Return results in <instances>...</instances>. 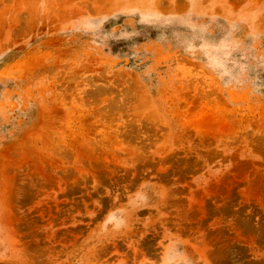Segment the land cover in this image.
Returning <instances> with one entry per match:
<instances>
[{"label":"rangeland","instance_id":"rangeland-1","mask_svg":"<svg viewBox=\"0 0 264 264\" xmlns=\"http://www.w3.org/2000/svg\"><path fill=\"white\" fill-rule=\"evenodd\" d=\"M0 264H264V0H0Z\"/></svg>","mask_w":264,"mask_h":264}]
</instances>
